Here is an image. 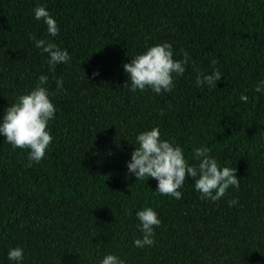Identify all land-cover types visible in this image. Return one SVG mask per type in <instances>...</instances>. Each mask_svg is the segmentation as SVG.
<instances>
[{"label": "trees", "instance_id": "obj_1", "mask_svg": "<svg viewBox=\"0 0 264 264\" xmlns=\"http://www.w3.org/2000/svg\"><path fill=\"white\" fill-rule=\"evenodd\" d=\"M39 4L56 37L33 18ZM30 37L53 40L70 61L49 71ZM164 41L192 63L169 92L130 91L122 65ZM214 67L217 87L197 86L194 69ZM39 74L57 107L53 139L29 166L28 149L0 136V264H12L15 246L22 264H98L107 253L126 264H264V95L254 91L264 78V0H0V114ZM152 127L189 163L194 147H208L236 168L239 187L202 200L186 176L180 199L154 193V178L126 169L136 134ZM149 206L161 223L154 244L137 248L135 211Z\"/></svg>", "mask_w": 264, "mask_h": 264}, {"label": "clouds", "instance_id": "obj_2", "mask_svg": "<svg viewBox=\"0 0 264 264\" xmlns=\"http://www.w3.org/2000/svg\"><path fill=\"white\" fill-rule=\"evenodd\" d=\"M33 18L46 26L50 37H56L59 27L53 16L43 4L35 6L32 10ZM34 39L35 48L46 54V63L49 71H54L58 64L67 63L71 57L67 49L60 47L51 39ZM192 63L188 52L182 50L180 59H174L173 46L164 41L147 46L144 51L131 57L130 62L122 65L127 74L125 84L130 91H144L150 89L160 94L169 92L174 87V79L184 74L186 65ZM217 60L212 58L211 65ZM196 71L195 84L197 86L217 87L221 72L213 68L210 73ZM98 73H93L97 75ZM49 77L39 74L35 85L26 93L19 94L15 101L9 104L0 114V136L3 141L10 144L12 149H28L27 163H39L44 157L53 137L48 127L49 122L55 118L56 105L50 97L53 95L46 86ZM56 90H63V80L55 79ZM254 91L264 95V78L254 85ZM240 101L246 102L248 96L241 93ZM164 110H160L163 115ZM133 151L126 162L127 172L136 177V180L145 177L154 178L156 187L152 190L160 195H170L180 199L179 191L186 176L192 180L194 190L202 200H219L229 187H239V178L235 175L236 168L221 166L210 155V149L204 145L193 148L192 159L189 163L185 158L184 149L172 139L161 137L158 127L144 129L135 136ZM235 198L227 201L231 207L236 204ZM136 228L140 235L133 239L134 247L145 248L154 244V227L159 226L161 220L152 207H141L135 211ZM7 259L12 264H22L24 249L21 246L8 248ZM98 264H126L125 260L113 253L105 254Z\"/></svg>", "mask_w": 264, "mask_h": 264}]
</instances>
